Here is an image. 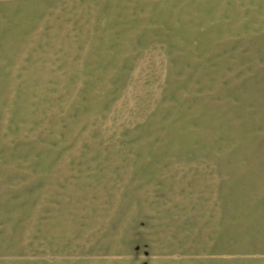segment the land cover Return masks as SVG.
<instances>
[{
  "label": "rangeland",
  "instance_id": "rangeland-1",
  "mask_svg": "<svg viewBox=\"0 0 264 264\" xmlns=\"http://www.w3.org/2000/svg\"><path fill=\"white\" fill-rule=\"evenodd\" d=\"M0 264H264V0H0Z\"/></svg>",
  "mask_w": 264,
  "mask_h": 264
},
{
  "label": "water",
  "instance_id": "water-1",
  "mask_svg": "<svg viewBox=\"0 0 264 264\" xmlns=\"http://www.w3.org/2000/svg\"><path fill=\"white\" fill-rule=\"evenodd\" d=\"M143 253L145 256H148L149 253L145 250H142V247L141 245L139 244V242H136L135 243V247L132 249V254H133V257H134V260H137L138 259V256L140 253Z\"/></svg>",
  "mask_w": 264,
  "mask_h": 264
}]
</instances>
